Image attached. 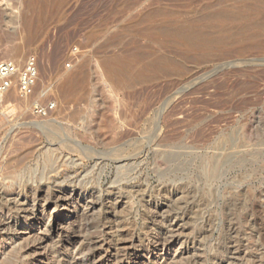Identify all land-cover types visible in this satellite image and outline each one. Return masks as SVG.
Listing matches in <instances>:
<instances>
[{
	"label": "rangeland",
	"instance_id": "1",
	"mask_svg": "<svg viewBox=\"0 0 264 264\" xmlns=\"http://www.w3.org/2000/svg\"><path fill=\"white\" fill-rule=\"evenodd\" d=\"M20 1L11 11L19 0H0V60L21 63L33 54L39 75L31 96L21 98L15 89V100L0 106V223L8 222L0 224V262L71 264L65 241L75 233L99 241L86 248L94 253L89 263L105 264L107 232L115 231L143 242L177 233L188 250L178 264H264V28L255 22L263 12L226 20L229 34L246 25L248 37L200 50L157 31L195 21L217 35L211 13L257 1L46 0L40 11H29L35 27L30 45L24 32L18 35ZM13 44L22 49L10 58ZM134 52L172 65L163 70L137 60L145 77L114 84L102 61ZM67 74H76L80 84L64 93L60 78ZM35 104L50 108L64 130L60 138L92 153L52 151L58 140L34 126L46 117L31 112ZM41 186L98 189L125 205L92 213L78 205V226L48 233L34 249L36 239L19 245L16 233L27 225L23 198ZM153 201L164 202L165 210L154 213ZM47 220L48 214L37 226L46 231Z\"/></svg>",
	"mask_w": 264,
	"mask_h": 264
},
{
	"label": "bare ground",
	"instance_id": "2",
	"mask_svg": "<svg viewBox=\"0 0 264 264\" xmlns=\"http://www.w3.org/2000/svg\"><path fill=\"white\" fill-rule=\"evenodd\" d=\"M55 1L57 2V4H59L62 0H55ZM256 1L257 4L254 5L242 4L241 7H239L235 12H225L218 10L211 13L208 16V19L216 20L218 22V25L220 26V32L217 35H211L203 31L198 25V23L195 21H188L185 23L172 25L171 27L161 26L157 28L158 29L157 31L164 34L165 36L175 37L180 39L186 46H188L190 49L193 50H200L210 45L228 42L233 39L239 40L242 38H246L249 35V33H247L246 31L247 29L246 25H243L240 29L238 28L237 31L229 34L225 22L230 17H241L242 19H250L251 16H256L263 12L262 16L259 19H257V21L255 22L257 27L264 28V0H256ZM45 2L46 0H24V9L22 10L20 15V18L22 19L21 30H19L18 35L20 36L22 32H24V36H21V38L28 45L32 43L35 37L33 14H30L29 11H31V9L34 10L38 9V11H40L43 8ZM18 3L19 6H13L10 10L13 11L14 9L17 10L20 9L22 3L20 0ZM149 17H151V15ZM16 35L17 33H15V36ZM21 49L22 47L20 44H13L10 48V51H12L13 54L12 56L9 57L10 58L15 57L16 55H18V53H20ZM3 52L6 54L8 53L7 50L6 52L3 50ZM137 60L148 61L153 66L161 68L163 70L168 69L172 65L171 63L172 60L170 61L165 57H159V56L157 57L150 54L145 55L140 52H134L129 55L109 56L102 61V67L105 73L107 74V76L112 80L114 84L122 85L132 81L133 79L145 77L146 74L143 71V69L137 65L136 63ZM60 80L64 93H67V91H70L72 89H76V87L80 84V79L76 74L64 75L60 78ZM14 90H15L14 87L10 88L6 92V99H2L1 102H3V100L4 101L15 100V96L13 93ZM2 105L3 104L0 103V106ZM25 105H27V103H25ZM33 108L34 107L30 108L31 112L33 111ZM48 111H46L48 112L47 114H45L46 112L44 113V116H46L45 118L33 124H35L34 126H36V128L45 132L51 138V140L53 138H57L56 140H58L57 144H59V147H56L57 149L56 148L52 149V151L60 150L61 153H63L67 157L71 151H76L77 149L82 150V152L88 151L89 153H92V151L87 149L86 147L84 146L80 147L81 142L73 141L72 139L70 140L68 137L60 138V133L62 132V134H64V130H62V127L59 124H57L56 117L51 118V116H53L52 111L50 110ZM57 114H60V111H58ZM66 131L69 132V129L66 128ZM63 150L67 152H63ZM31 194L32 197L30 196L31 197L30 199L23 198V202L21 203V205L24 206L23 208H21V211L26 217L27 225L23 226L16 233L18 234V240L17 239L16 240L19 241V245H20L31 239L33 240L36 239L35 247L33 246L34 249H37L36 246L40 248L39 247L40 245L48 241L49 239L48 233L59 236L67 233L68 230L67 227L78 226L79 214L76 211V207L78 205L83 208L86 207L87 210L90 211V213H92L94 209L101 206H106L107 208L115 212V209L125 205V202L121 198L119 197L114 198L110 194L109 195L101 194V192L98 189L95 190L90 189L81 192V191H77L73 187H64L49 191L47 187L43 188L41 186L40 189L33 190ZM151 204L154 207L153 208L154 213L163 212V210H165L166 207V204L162 201H153L151 202ZM46 214H48V220L46 225L51 224V228L45 231V226L38 227L37 224ZM9 218L10 217H8V219ZM4 220H7V217L2 219L1 220L2 223L0 224L8 223L7 221ZM66 235L67 236L65 242L67 243L68 247H70V252L72 254L71 264H92L89 263V257L91 258L94 255V253L92 250H86V248L87 247L89 248L90 245L98 244L99 241L98 240L84 241L85 239L81 238L78 234L75 233L74 234L68 233ZM107 236L109 243H107L103 251V254L106 257L105 264H178L179 262L178 258H180V256H182L183 253H186L188 251L187 247H182L183 242L180 241V237L175 232L173 234L170 233L166 235L165 238L153 237L152 239L146 242L136 240L132 237H125L122 235L118 237V233H116L115 231L107 232ZM175 246L177 247L175 248ZM172 247H174L175 249L171 250ZM29 248L30 247H25L24 249H22V251L26 252L29 250ZM32 254L35 255V253ZM7 263H9V259H4L0 262V264H7Z\"/></svg>",
	"mask_w": 264,
	"mask_h": 264
},
{
	"label": "built area",
	"instance_id": "3",
	"mask_svg": "<svg viewBox=\"0 0 264 264\" xmlns=\"http://www.w3.org/2000/svg\"><path fill=\"white\" fill-rule=\"evenodd\" d=\"M39 64L35 55L26 56L23 62L15 60H0V103L10 88H15L20 97H27L34 93L38 80ZM34 114L44 115L50 110L47 106L35 104Z\"/></svg>",
	"mask_w": 264,
	"mask_h": 264
}]
</instances>
